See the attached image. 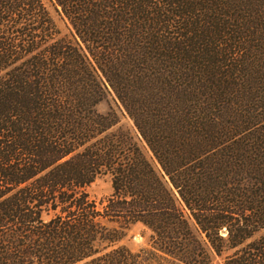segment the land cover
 Here are the masks:
<instances>
[{
    "label": "trees",
    "instance_id": "1",
    "mask_svg": "<svg viewBox=\"0 0 264 264\" xmlns=\"http://www.w3.org/2000/svg\"><path fill=\"white\" fill-rule=\"evenodd\" d=\"M0 264H264V0H0Z\"/></svg>",
    "mask_w": 264,
    "mask_h": 264
},
{
    "label": "rangeland",
    "instance_id": "2",
    "mask_svg": "<svg viewBox=\"0 0 264 264\" xmlns=\"http://www.w3.org/2000/svg\"><path fill=\"white\" fill-rule=\"evenodd\" d=\"M55 16V21L57 24V27L61 30V35L63 36H69V32L67 30V25L64 23V21L57 15ZM111 106L113 107L118 114L120 115V125L129 130L130 133L134 136V139L139 143V145L142 146V142L137 138L135 135V130L132 126L131 121L125 116L121 115V110L117 104V101L112 97L108 96V98L104 101H102L98 105V110L100 112H106L108 107ZM143 150L145 153L148 155V152H146L144 146ZM87 191L89 195L94 198L96 201H99L100 199H104L109 196L111 193V184H110V179L108 176H100L98 177L93 183H91L87 187ZM147 241H148V232L145 228L137 225L131 228L129 231V235L121 242V244H124L131 250H137L139 248H146L147 247Z\"/></svg>",
    "mask_w": 264,
    "mask_h": 264
}]
</instances>
